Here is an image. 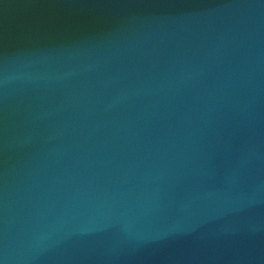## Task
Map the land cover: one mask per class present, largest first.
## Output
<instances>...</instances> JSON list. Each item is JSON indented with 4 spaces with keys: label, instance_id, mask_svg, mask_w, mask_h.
<instances>
[{
    "label": "water",
    "instance_id": "obj_1",
    "mask_svg": "<svg viewBox=\"0 0 264 264\" xmlns=\"http://www.w3.org/2000/svg\"><path fill=\"white\" fill-rule=\"evenodd\" d=\"M0 264H264V0H0Z\"/></svg>",
    "mask_w": 264,
    "mask_h": 264
}]
</instances>
